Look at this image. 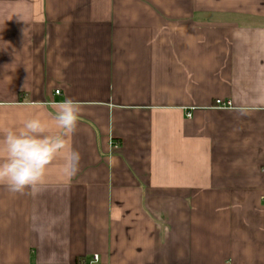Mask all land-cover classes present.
<instances>
[{
  "label": "crops",
  "instance_id": "1",
  "mask_svg": "<svg viewBox=\"0 0 264 264\" xmlns=\"http://www.w3.org/2000/svg\"><path fill=\"white\" fill-rule=\"evenodd\" d=\"M67 98L0 264H264V0H0V137Z\"/></svg>",
  "mask_w": 264,
  "mask_h": 264
},
{
  "label": "clouds",
  "instance_id": "2",
  "mask_svg": "<svg viewBox=\"0 0 264 264\" xmlns=\"http://www.w3.org/2000/svg\"><path fill=\"white\" fill-rule=\"evenodd\" d=\"M53 119L60 134H50L39 118L24 121L19 129H8L0 137V185L9 192L23 194L26 189L38 190L47 168L67 150L64 173L69 177L79 171L80 153L69 147L66 137L74 134L79 123L81 106L71 98L53 102Z\"/></svg>",
  "mask_w": 264,
  "mask_h": 264
},
{
  "label": "built area",
  "instance_id": "3",
  "mask_svg": "<svg viewBox=\"0 0 264 264\" xmlns=\"http://www.w3.org/2000/svg\"><path fill=\"white\" fill-rule=\"evenodd\" d=\"M57 93H59V92H57ZM216 105H217L218 108H221V109H227V108H230L232 106L230 102L225 103V102H223L221 100H218L216 102ZM190 117H191V115H190ZM116 146H118V145H116ZM95 260L96 261L98 260L97 256L95 257Z\"/></svg>",
  "mask_w": 264,
  "mask_h": 264
}]
</instances>
